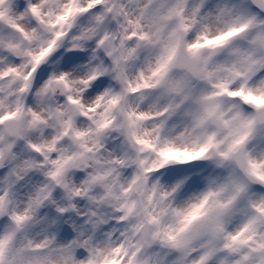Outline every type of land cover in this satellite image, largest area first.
<instances>
[{
  "label": "clouds",
  "instance_id": "9594fccd",
  "mask_svg": "<svg viewBox=\"0 0 264 264\" xmlns=\"http://www.w3.org/2000/svg\"><path fill=\"white\" fill-rule=\"evenodd\" d=\"M0 264H264V0H0Z\"/></svg>",
  "mask_w": 264,
  "mask_h": 264
},
{
  "label": "snow or ice",
  "instance_id": "6c2138e0",
  "mask_svg": "<svg viewBox=\"0 0 264 264\" xmlns=\"http://www.w3.org/2000/svg\"><path fill=\"white\" fill-rule=\"evenodd\" d=\"M33 11H35V9H33ZM231 35H233V33L232 32H228L226 34H223V35H220V36L216 37V39L214 41L213 40H209L208 43L212 44V43H220V42L226 41ZM43 54L44 53H42V55ZM245 98L248 99V100L257 101V98L254 97V96H251V95H248ZM257 102H259V101H257Z\"/></svg>",
  "mask_w": 264,
  "mask_h": 264
}]
</instances>
